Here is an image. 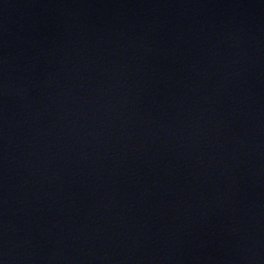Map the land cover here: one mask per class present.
Segmentation results:
<instances>
[{
    "label": "water",
    "instance_id": "1",
    "mask_svg": "<svg viewBox=\"0 0 264 264\" xmlns=\"http://www.w3.org/2000/svg\"><path fill=\"white\" fill-rule=\"evenodd\" d=\"M0 264H56L23 119L1 43Z\"/></svg>",
    "mask_w": 264,
    "mask_h": 264
}]
</instances>
